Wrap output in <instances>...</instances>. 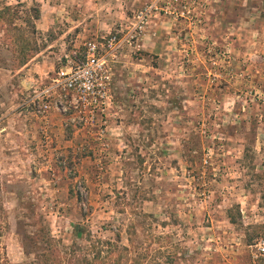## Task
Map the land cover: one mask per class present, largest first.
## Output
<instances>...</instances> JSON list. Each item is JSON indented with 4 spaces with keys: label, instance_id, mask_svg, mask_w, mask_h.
<instances>
[{
    "label": "rangeland",
    "instance_id": "obj_1",
    "mask_svg": "<svg viewBox=\"0 0 264 264\" xmlns=\"http://www.w3.org/2000/svg\"><path fill=\"white\" fill-rule=\"evenodd\" d=\"M149 3L102 112L24 110ZM258 239L264 0H0V264H264Z\"/></svg>",
    "mask_w": 264,
    "mask_h": 264
},
{
    "label": "built area",
    "instance_id": "obj_2",
    "mask_svg": "<svg viewBox=\"0 0 264 264\" xmlns=\"http://www.w3.org/2000/svg\"><path fill=\"white\" fill-rule=\"evenodd\" d=\"M154 7L149 3L134 9L125 32L121 36L110 34L104 38V46L101 42H85L81 61L59 67L39 81L45 83L31 86L24 110L42 118L48 112L65 110L68 103L79 112L86 108L91 116L102 112L108 99L102 83L107 82L106 60L113 58L124 43L130 45L138 39ZM254 246L263 253L264 239H258Z\"/></svg>",
    "mask_w": 264,
    "mask_h": 264
},
{
    "label": "trees",
    "instance_id": "obj_3",
    "mask_svg": "<svg viewBox=\"0 0 264 264\" xmlns=\"http://www.w3.org/2000/svg\"><path fill=\"white\" fill-rule=\"evenodd\" d=\"M7 9V8H6ZM78 232V231H77ZM107 245H110V242H108V244ZM121 249H124L123 247L121 248ZM98 254H99V251H96V255L98 256ZM105 258H107V256H104ZM114 264H120V258L119 257H117V258H115V260H114Z\"/></svg>",
    "mask_w": 264,
    "mask_h": 264
}]
</instances>
